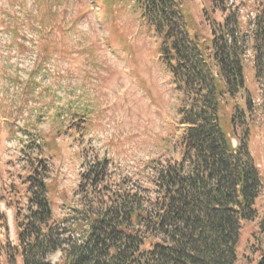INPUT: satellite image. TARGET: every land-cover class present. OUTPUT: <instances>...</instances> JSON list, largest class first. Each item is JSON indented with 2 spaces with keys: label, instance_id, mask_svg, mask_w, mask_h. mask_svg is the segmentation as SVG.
<instances>
[{
  "label": "trees",
  "instance_id": "1",
  "mask_svg": "<svg viewBox=\"0 0 264 264\" xmlns=\"http://www.w3.org/2000/svg\"><path fill=\"white\" fill-rule=\"evenodd\" d=\"M135 1L180 96L178 158L150 161L140 182L115 172L112 160L84 154L78 184L57 215L48 169L32 170L25 206L13 215L16 239H0V264H236L242 224L258 218L264 193L249 150L250 123L264 111V1L242 30L247 5L220 0L224 18L209 46L175 0ZM247 51L260 104L246 86ZM255 264H264V251Z\"/></svg>",
  "mask_w": 264,
  "mask_h": 264
},
{
  "label": "rangeland",
  "instance_id": "2",
  "mask_svg": "<svg viewBox=\"0 0 264 264\" xmlns=\"http://www.w3.org/2000/svg\"><path fill=\"white\" fill-rule=\"evenodd\" d=\"M215 1L175 0L202 45L224 18ZM259 1H235L247 5L242 30ZM145 24L135 0H0L1 240L16 239L13 215L25 206L32 170L48 169L57 215L78 184L84 154L87 161L106 157L115 172L140 182L150 161L178 158L180 96L160 40ZM244 65L247 89L260 104L250 51ZM226 112L230 128L232 109ZM250 128L249 150L264 179V111ZM257 209L258 218L242 224L236 264H255L264 251V193Z\"/></svg>",
  "mask_w": 264,
  "mask_h": 264
}]
</instances>
